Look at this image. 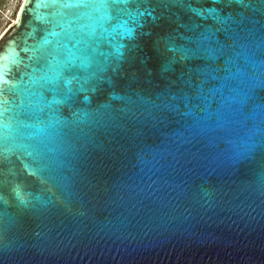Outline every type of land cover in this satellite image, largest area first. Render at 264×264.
<instances>
[{
	"label": "water",
	"instance_id": "water-1",
	"mask_svg": "<svg viewBox=\"0 0 264 264\" xmlns=\"http://www.w3.org/2000/svg\"><path fill=\"white\" fill-rule=\"evenodd\" d=\"M78 11L28 0L0 36V264H264V0L101 10L95 53L67 35ZM201 33L220 58L164 71ZM198 64L217 77L205 94L225 85L210 111L228 115L193 134L173 97L203 77L169 81Z\"/></svg>",
	"mask_w": 264,
	"mask_h": 264
},
{
	"label": "snow or ice",
	"instance_id": "snow-or-ice-1",
	"mask_svg": "<svg viewBox=\"0 0 264 264\" xmlns=\"http://www.w3.org/2000/svg\"><path fill=\"white\" fill-rule=\"evenodd\" d=\"M150 0H40V3H51L54 5H59L61 8H72L77 10H85V11H78L72 20L68 21V24L73 25L71 30H67V35L71 38H75L76 36H79L80 39L77 40V44H83V49H78V51L87 52L89 49H91L92 53H95L97 51L96 48L92 47V44H98L99 39L96 38L95 34V21H96V13H101V10H104L103 14L101 15V19L107 18V10L113 9L116 11L117 15L127 13L128 6L131 4H136L138 7L142 4L149 3ZM160 3H164L165 6H167L168 3L173 4H182L183 0H158ZM213 2H219V0H213ZM227 4H232L233 0H225ZM236 2H239V0H236ZM28 6V0H24V5L22 7ZM87 18L92 23L90 24H79V21L83 18ZM218 22H223L220 20L219 17H216ZM19 23V20L17 21ZM199 27L198 25H194L190 31H195V28ZM85 28L90 29L87 32H84L83 30ZM75 34V35H73ZM87 36V39L84 37ZM231 38V37H230ZM181 39H185L184 37H181ZM262 41H264V36H262ZM190 43L194 44L195 47H187V46H181L179 48H173L172 51L178 53L179 59L177 60L175 57L170 58L166 61V63L163 65V70L168 71L171 69V66L177 63H183L185 61L188 62H194V61H216L220 58V55L222 54L223 45L219 43V41H216L217 47L213 48L211 46L210 38L204 34L201 33L199 37H195L190 39ZM61 47H66L64 44H60ZM75 47V45H74ZM74 61H68L66 65H61V78L64 79L65 83L70 85L71 80L73 79H79L74 74L70 75L69 77H63L62 73L63 71H69L71 73V68L74 67ZM213 69H211L208 66H200L199 64L196 67H188L186 70H182L180 75L177 77L176 81H169V86L175 85L177 83H182L188 87H192L191 85V79L184 80L185 76H191L193 74L203 77V79L200 80L199 84L195 86L194 88V94L189 95L187 93L178 94L177 96L173 97V100H177L179 103H182L184 108L187 109V111L181 113V115L185 117H191L192 122L189 124V129L193 134H201L208 130L210 127L209 121H211L212 117L215 116L216 118V124L222 125L223 121L227 117V113L222 111H216L211 112V103L209 101V96H213L216 93L222 94V89L225 87L224 84H221L220 88H213L209 90L208 94H205L204 92V85L209 82V79L215 80L217 77L213 75ZM136 74L133 72L131 74V79H135ZM83 89H78L77 91H82ZM52 91L55 93L56 88H53ZM75 92L72 90L71 87L67 88V91L63 94V102L68 103L73 99L75 96ZM114 99H123L124 97H113ZM54 103H59V101H54ZM102 107H108V105H103ZM168 108H170L172 111L179 112V104H172L167 105ZM39 111L42 112L43 108H39ZM197 111H200L203 113L201 116H197ZM32 115L36 114V109H33L31 112ZM37 119L39 117L37 116ZM41 123H44V121H41ZM59 121H56V124H59ZM3 127H7V125H3ZM47 129L55 130V126L49 122L47 125ZM47 129H41L40 131H46ZM49 135H51V131H49ZM7 136H0V145L7 143L8 141ZM32 155V153H29ZM40 152L37 151L34 159L37 161L38 167L36 168V173H42L43 167L39 166V160H40ZM19 197V193H17ZM21 202L23 203V199L21 198ZM0 256H2V250H0Z\"/></svg>",
	"mask_w": 264,
	"mask_h": 264
},
{
	"label": "rangeland",
	"instance_id": "rangeland-1",
	"mask_svg": "<svg viewBox=\"0 0 264 264\" xmlns=\"http://www.w3.org/2000/svg\"><path fill=\"white\" fill-rule=\"evenodd\" d=\"M24 0H0V36L17 21Z\"/></svg>",
	"mask_w": 264,
	"mask_h": 264
}]
</instances>
